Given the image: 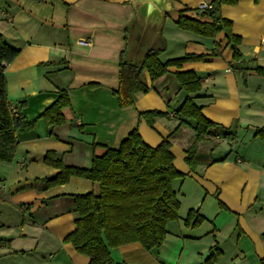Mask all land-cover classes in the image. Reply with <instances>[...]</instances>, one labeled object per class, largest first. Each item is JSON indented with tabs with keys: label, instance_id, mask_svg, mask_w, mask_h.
Returning a JSON list of instances; mask_svg holds the SVG:
<instances>
[{
	"label": "crops",
	"instance_id": "obj_1",
	"mask_svg": "<svg viewBox=\"0 0 264 264\" xmlns=\"http://www.w3.org/2000/svg\"><path fill=\"white\" fill-rule=\"evenodd\" d=\"M172 1L161 60L188 54L216 57L170 68L149 93L138 95L135 106L121 109L114 94L121 59L140 63L152 45L138 46L135 0H0V34L20 52L6 65L8 100L15 108L25 103L29 122L57 101L60 90H67L71 101L67 123L55 128L53 136L39 121L35 130L19 134L14 160L0 162V202L22 213L10 221L12 211L0 212V264L91 263L65 240L76 229L72 196L97 195L99 185L72 178L41 190L35 181L58 173L45 164L48 152L59 154L67 166L90 168L93 144L119 149L138 130L156 148L182 122L171 139L175 166L186 174L173 182L179 219L168 225L159 250L147 251L138 243L112 249V264H263L264 140L255 135L264 130V0H236L220 9L242 38L239 62L224 33L207 39L176 24L180 11L200 10L215 0ZM201 11L187 15L198 17ZM185 71L201 78L203 90L192 97L218 125L198 145L194 169L186 163V152L197 135L196 123L177 115L187 95L174 74ZM151 111L166 117L150 126L140 113ZM191 212L204 218L202 225H186ZM207 252L210 256L202 263Z\"/></svg>",
	"mask_w": 264,
	"mask_h": 264
},
{
	"label": "trees",
	"instance_id": "obj_2",
	"mask_svg": "<svg viewBox=\"0 0 264 264\" xmlns=\"http://www.w3.org/2000/svg\"><path fill=\"white\" fill-rule=\"evenodd\" d=\"M236 0H215L212 9L186 8L179 12V29L197 36L215 39L224 33L227 45L236 62L242 61L240 46L242 38L234 34L233 23L220 16L223 5H234ZM202 10V11H201ZM198 17L188 16L190 12H200ZM209 19L210 21L203 20ZM164 43L149 51L142 62L132 63L123 57L120 62L119 88L114 92L121 109L136 105L139 94H147L152 84L169 74V69H181L186 63L203 62L215 54H188L163 62L161 56L166 52ZM19 50L10 46L0 34V162L11 163L18 146L19 134L36 129L43 121L51 137L57 127L67 123V112L71 110V101L67 90L59 91V98L37 120L29 122L23 114L25 103L18 108L8 100L6 65L19 55ZM150 76L151 84L146 81L145 73ZM181 91L187 98L178 117L184 121L196 123L195 136L187 149L186 163L195 168L194 159L198 145L207 141L211 130L218 125L203 114V106L192 97L203 90L201 78L194 71L174 74ZM166 117L160 111L140 113V120L150 126L159 118ZM183 122L158 147L146 144L138 130L132 131L119 149L93 144L94 155L90 168L67 166L63 158L50 151L45 156V164L58 170L53 179L36 180L41 190H49L80 178L99 185V194L73 195L75 200V231L65 242L76 251L90 259V264H112L111 250L131 244H141L147 251L159 250L166 242L168 225L179 218L181 204L173 189V182L186 177L175 166L171 139L179 132ZM255 137L264 140V130L257 131ZM204 218L191 212L186 220L188 227L202 225ZM264 264V261H263Z\"/></svg>",
	"mask_w": 264,
	"mask_h": 264
},
{
	"label": "water",
	"instance_id": "obj_3",
	"mask_svg": "<svg viewBox=\"0 0 264 264\" xmlns=\"http://www.w3.org/2000/svg\"><path fill=\"white\" fill-rule=\"evenodd\" d=\"M134 7L137 12L135 26L140 33L138 46L148 44V42L152 43V45H147L146 55L152 49L163 46L162 31L167 14L174 9L173 1L135 0ZM209 256L210 253L207 252L203 257L202 263H205Z\"/></svg>",
	"mask_w": 264,
	"mask_h": 264
},
{
	"label": "rangeland",
	"instance_id": "obj_4",
	"mask_svg": "<svg viewBox=\"0 0 264 264\" xmlns=\"http://www.w3.org/2000/svg\"><path fill=\"white\" fill-rule=\"evenodd\" d=\"M169 26H171V24L168 25V28H169ZM11 207H13V206L8 205L6 203H1L0 202V212H5V211H12L13 212V213L11 212V216L8 217V220L13 221L14 219L16 220L18 217L21 218L22 217V213L21 212H17L18 209L14 208V207H13V210H12ZM2 221H6V219L3 218Z\"/></svg>",
	"mask_w": 264,
	"mask_h": 264
},
{
	"label": "built area",
	"instance_id": "obj_5",
	"mask_svg": "<svg viewBox=\"0 0 264 264\" xmlns=\"http://www.w3.org/2000/svg\"><path fill=\"white\" fill-rule=\"evenodd\" d=\"M201 9H208V10H211L212 9V5L211 4H203L201 6Z\"/></svg>",
	"mask_w": 264,
	"mask_h": 264
}]
</instances>
